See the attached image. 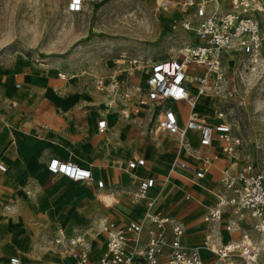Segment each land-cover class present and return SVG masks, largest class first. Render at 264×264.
<instances>
[{
    "label": "rangeland",
    "instance_id": "374dc122",
    "mask_svg": "<svg viewBox=\"0 0 264 264\" xmlns=\"http://www.w3.org/2000/svg\"><path fill=\"white\" fill-rule=\"evenodd\" d=\"M160 1L83 0L81 10L70 12L68 0H0V161L6 166L0 170V264H11L12 256L19 264H69V254L54 242L59 228L65 234L72 228L85 230L97 253L93 238H103L102 220L129 212V179L111 166L114 161L143 154L155 161V175L168 172L174 149L157 139L171 136L152 130L151 108L131 120H122L120 113L125 90L134 101L139 91L129 90L130 85L142 89L140 71L132 84L127 82L136 72L125 70L127 58L154 61L174 55L180 47L179 34L170 29L178 0H168L166 9L158 6ZM259 19L264 32V11ZM184 36L193 39L192 34ZM220 69L221 80L209 76L211 87L191 110L208 120L223 111L239 137V156L264 165V41L253 60L223 51ZM111 99L112 123L98 133L93 116ZM42 111L59 118V140L53 143L59 151H74L72 158L93 163L97 172L107 175V189L98 196L84 182L53 174L40 163L43 144L51 145ZM74 115L81 117L75 126ZM86 118L92 122L91 141L82 152L69 139L76 128H85L80 136L88 139ZM7 123L15 137L25 132L31 138V157L13 151ZM172 196L187 221L198 219L201 210L194 202L181 193ZM260 262L264 264V257Z\"/></svg>",
    "mask_w": 264,
    "mask_h": 264
},
{
    "label": "built area",
    "instance_id": "2783aa9c",
    "mask_svg": "<svg viewBox=\"0 0 264 264\" xmlns=\"http://www.w3.org/2000/svg\"><path fill=\"white\" fill-rule=\"evenodd\" d=\"M82 2L68 0L67 10H81ZM169 3L161 0L158 6L166 9ZM175 5L177 15L171 19L170 29L179 34L178 51L154 61L144 62L137 56L127 58L125 70L129 74L140 71L144 87H135L127 77V82L132 84L129 90L134 88L139 95L133 101L125 90L120 113L129 118L141 112L144 106L148 110L151 108L155 113L152 130L176 137L177 153L171 161L169 174L181 175L190 182L204 178L218 158L217 154L206 152L215 141L220 143L225 155L233 158L227 167L220 169V188L214 194L215 201L206 206L203 214L206 235L200 245L183 243V222L174 215L170 205L156 206L157 196L150 194L156 180L134 173L145 164L143 157L134 156L127 160L124 169L136 180L131 202L142 200L144 203L141 218H128L122 223L103 220L100 232L105 236V247L97 258L91 257L82 233L65 234L59 228L54 242L73 259L71 264H261L264 257V165L239 156V137L233 134L232 123L223 111H216L215 117L208 120L191 110L181 123L170 105L182 101L191 109L196 106L198 96L211 87L209 76L221 80L223 51L239 52L252 60L258 57L264 41L259 19L264 11V0H178ZM187 33L192 34L193 39L186 38ZM113 102L114 99L109 100L96 118L99 132L106 129ZM189 132L196 134L197 146H193ZM181 153L190 155L195 161H187ZM0 170H5L1 162ZM47 170L91 185L95 193L104 188V180L94 178L89 166L54 156L49 159ZM184 198L188 200L191 196L185 193ZM225 208L232 215L225 223V230L239 228L249 216L258 236L253 238L245 231L237 240L221 241L216 230ZM203 249L213 257L207 263L202 256ZM10 263L19 264L20 260L12 256Z\"/></svg>",
    "mask_w": 264,
    "mask_h": 264
},
{
    "label": "crops",
    "instance_id": "0c3cea01",
    "mask_svg": "<svg viewBox=\"0 0 264 264\" xmlns=\"http://www.w3.org/2000/svg\"><path fill=\"white\" fill-rule=\"evenodd\" d=\"M138 72H135V74L130 77V81H133L136 79V75ZM141 86L144 87V81H143V76L141 75ZM98 86V85H97ZM40 102V101H39ZM36 103V102H34ZM38 103V102H37ZM41 103H43L41 101ZM38 106V104H25L26 107H32L33 106ZM108 105V103H107ZM104 106L100 109V111L96 114H94L93 118L95 120V130L98 133H104L107 129V127L112 123V114H111V108L109 109V115L107 116V126L106 129L104 130V132H99L96 128V118L105 110V108L107 107ZM171 107L175 110L179 121L181 123H183L187 117V115L189 114V112L191 111V108L185 103V102H173L170 104ZM197 103H196V108H197ZM145 110H147V108L144 106L141 109V112H145ZM46 113V114H45ZM38 113H35V115ZM45 114V116H44ZM41 116H43L44 119V125H45V130L44 132L46 140H50L51 145L49 144H43L45 145L44 151H43V156L40 157V163L45 166V168L47 167V163L49 161V159L51 157H58L60 159L63 160H69V161H73L76 162L80 165H84V166H89L93 172L94 178H100L104 180V189H107V175L99 173L96 171L95 166L93 163L90 162H85L83 159H75L72 158L71 155L76 154L74 153V151H71L68 149L69 152H62L61 150L59 151L58 146L53 145V143H57L56 141L59 140V135H60V128H59V118L57 116H53V114H48V112H41ZM133 114L129 117V118H124L121 115L122 120H131L132 119ZM73 120L71 121V123L73 124V126H75V124H78L80 122V117H78V115H74V117L72 118ZM83 120V118H82ZM91 120L89 118H86L84 120V124L86 126V131L88 132V139L86 138L85 135L80 136V132L83 133L85 131L81 128V130H78V128L75 129V132L71 135L70 137V141L71 143H74V147L75 148H82V152H85L88 150V143H90V138H89V134H90V125L91 124ZM7 130L11 136V144H13L15 147H13L17 153L19 152V154H23L24 157L29 158L31 157L34 152H31L30 150H27V148L29 147V145L32 143L31 138L27 137V135H25L24 133H20L18 132V136L15 137L10 125L7 123L6 124ZM30 130H33V128H31ZM23 132V131H22ZM85 133V132H84ZM166 133V132H165ZM167 134V133H166ZM171 136V137H158V143L161 145H169L170 148L174 149L173 153H172V157L170 159V163L172 161V159L174 158V156L177 153V142H176V137L174 135H170L167 134V136ZM189 136L192 138V143L193 146H197V139H196V134L194 132H189ZM73 148V147H72ZM27 150V151H26ZM26 151V152H25ZM16 152H12L16 153ZM206 152H208L209 154H217L218 158L217 160L214 162V164L212 165L211 169L209 170V172L206 174V176L196 182H190L189 180L186 179V177H182L181 175H175V174H169V168H170V163H168V167H167V173L165 174V176L163 177H158L157 175H155V168H156V164L154 163L155 161L152 160V158H147L146 156H144L143 154H139V155H131L129 158H127L125 161L121 162L119 160L114 161L115 165H111L114 166L115 169L117 171H121L122 173H124L127 178L129 179V186L131 187V193L133 190H135L136 187V180L132 178V176L130 175L129 172H127L124 169V166L127 162V160H129L130 158L134 157V156H141L145 159V164L142 167H138L137 169H135L134 173L139 175V176H151L154 177L156 180L155 186L153 187V189L150 191V194L152 195H156L157 196V200H156V206H162V205H170L172 208V212L174 213V215L179 218L185 227V232H184V236L182 238V241L184 244H188V245H200L204 239V236L206 235V225L203 222V214L205 212L206 206L209 204H212L215 201V192L218 191V189L220 188V184H219V177H220V169L227 167L233 160V158L231 156H227L225 155L221 149H220V143L218 141H215L211 147H209ZM13 158V155H11ZM182 158L186 159L187 161H191L194 162L195 160L190 156L187 155L185 153H181L180 155ZM15 162H18V159L14 158ZM1 162V161H0ZM3 163V162H1ZM4 164V163H3ZM157 164L160 165V162H157ZM162 164V162H161ZM5 166V165H4ZM5 170H6V166H5ZM184 172V171H183ZM181 173V172H180ZM183 174V173H182ZM186 175V173H185ZM112 176L109 175V180L111 181ZM87 185V184H86ZM120 185V183L118 181L115 182V186L118 187ZM87 187L90 189V191L92 192L93 195L98 196L97 193H95V189L93 186L91 185H87ZM110 190V189H109ZM101 191V190H100ZM205 192V193H204ZM177 193H181L184 198V194L188 193L191 196V199H185L188 202H194L198 208L201 210V213L199 214L198 219H191V220H186L184 218V216L182 215L181 212L178 211V208L176 207L175 203H174V194ZM171 194V196H169ZM131 197H129L128 200V209L129 212L123 215V218L121 217H115V218H110L105 217L103 220H112L115 221L116 223H122L124 222L126 219L128 218H134V219H140L144 210V203L142 200L137 201L136 203H132L131 202ZM184 200V201H185ZM119 200L117 199V202L114 204H118ZM118 208V207H116ZM131 209V210H130ZM232 217V215L229 213V209L225 208V213L223 215V219L222 222L219 224V229L216 230L219 238L221 239V241L226 242L229 240H237L241 237V233L247 231L253 238H256L258 236L257 232L253 229L252 226V222L253 219L250 218L249 216L246 217L245 220H243L241 222V226L239 228H236L235 230H231V231H227L224 229L225 223ZM102 220V221H103ZM100 227V226H99ZM66 231V230H65ZM73 231H78L80 233H82L86 239V242L89 246V250H90V255L92 258H97L99 256V254L101 253V251L104 249L105 247V236L103 234V238L99 239V238H93V243L94 246H98L99 247V251L97 253H94L93 249L94 247H92V241L90 238H88L86 236V232L85 230H80L78 228H72L71 230H68L66 232H73ZM99 232H100V228H99ZM202 256L204 257L205 262L207 263L208 261H210L213 257L212 255L205 249L202 250ZM69 257L70 263L71 264L73 262V259Z\"/></svg>",
    "mask_w": 264,
    "mask_h": 264
},
{
    "label": "bare ground",
    "instance_id": "6f19581e",
    "mask_svg": "<svg viewBox=\"0 0 264 264\" xmlns=\"http://www.w3.org/2000/svg\"><path fill=\"white\" fill-rule=\"evenodd\" d=\"M62 76H63V74H62ZM73 117V116H72ZM81 118V117H80ZM71 119V118H70ZM116 123H117V121H116ZM62 126V125H61ZM158 132V131H157ZM91 141V140H90Z\"/></svg>",
    "mask_w": 264,
    "mask_h": 264
}]
</instances>
